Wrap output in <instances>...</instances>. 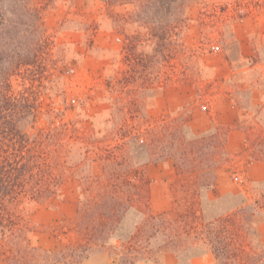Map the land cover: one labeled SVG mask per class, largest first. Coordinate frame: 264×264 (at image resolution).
<instances>
[{
	"label": "rangeland",
	"instance_id": "1",
	"mask_svg": "<svg viewBox=\"0 0 264 264\" xmlns=\"http://www.w3.org/2000/svg\"><path fill=\"white\" fill-rule=\"evenodd\" d=\"M0 20V82L6 77L12 95L28 90L37 129L60 132L65 125L66 135L59 137L68 151L65 164L82 162V172L68 171L52 200L24 206L35 246L53 248L75 217L80 177L90 174L89 168L99 172L96 154L121 142L124 113L114 108L107 87L114 77L125 84L121 87L130 81L137 89L134 96L145 119L182 113L195 134L214 125L242 132L234 128L242 120L246 127L255 126L243 108L249 82L264 65V0H128L111 5L105 0H1ZM117 93L121 109L128 98L121 89ZM21 112L19 106L17 127L23 129L28 125ZM126 117L129 124L138 122ZM128 151L134 160L145 158L136 145ZM227 152L217 171V188L203 201L206 218L241 202L253 206L264 196V182L234 178L241 176L247 160L243 147ZM171 166L155 162L146 167L154 214L171 204ZM138 216L128 215L123 236ZM254 223L264 242V210L255 214ZM199 252L178 258L170 251L157 263H169L174 255L177 264L193 258L213 264L212 257L208 262Z\"/></svg>",
	"mask_w": 264,
	"mask_h": 264
},
{
	"label": "trees",
	"instance_id": "2",
	"mask_svg": "<svg viewBox=\"0 0 264 264\" xmlns=\"http://www.w3.org/2000/svg\"><path fill=\"white\" fill-rule=\"evenodd\" d=\"M105 1L111 5L128 0ZM4 78L0 82V264H78L96 251H105L114 264L157 263L170 251L178 258L188 252L198 256L201 251L212 257L213 264H264V242L254 223L255 214L264 210V196L253 206L241 202L213 218L204 215V198L215 187L221 159L229 155L226 141L232 126L214 125L195 134L182 113L145 119L134 96L137 89L130 81L121 87L125 84L116 77L107 87L114 95V108L124 113L118 129L121 142L96 154L99 172L89 168L90 174L80 177L75 217L53 248L33 245L24 206L52 200L68 171L82 172V162L65 164L68 151L59 137L66 135V126L60 132L37 129V111L28 90L12 95ZM119 89L128 98L121 109H117L123 101ZM18 104L29 127H17ZM258 108L249 100L244 108L254 127H246V120L234 126L245 135L248 162H264V113ZM127 115L138 122L129 124ZM131 144L144 151L145 158L134 160L128 151ZM155 162H170L175 175L171 204L157 214L151 211L152 181L146 175L147 165ZM132 212L139 216L123 236L124 222Z\"/></svg>",
	"mask_w": 264,
	"mask_h": 264
},
{
	"label": "crops",
	"instance_id": "3",
	"mask_svg": "<svg viewBox=\"0 0 264 264\" xmlns=\"http://www.w3.org/2000/svg\"><path fill=\"white\" fill-rule=\"evenodd\" d=\"M249 102L255 108L259 107L264 113V65L258 70L257 79L249 82ZM233 104V103H232ZM231 103H228V109L232 110ZM237 114V111L234 110ZM244 114L246 110L243 108ZM248 114V113H246ZM231 118L229 121H232ZM206 129V128H205ZM244 134L240 131H232L228 133L226 141V150L239 152L243 147ZM172 167V166H171ZM174 173V171H173ZM242 178H245L251 182L263 183L264 182V162L263 161H246L244 169L241 173ZM219 182V176L217 175V180L215 188H217V183ZM152 185V184H151ZM225 190H221L220 193H225ZM234 208V207H233ZM204 258L209 259L211 256L206 254ZM203 258H193L190 260L189 264H203ZM78 264H114L108 254L105 251H98L91 254L86 260ZM149 264H177L175 256L173 255L170 262L164 263H149Z\"/></svg>",
	"mask_w": 264,
	"mask_h": 264
},
{
	"label": "built area",
	"instance_id": "4",
	"mask_svg": "<svg viewBox=\"0 0 264 264\" xmlns=\"http://www.w3.org/2000/svg\"><path fill=\"white\" fill-rule=\"evenodd\" d=\"M235 180L236 181H239V182H242L243 181V178H242V176H239V175H235Z\"/></svg>",
	"mask_w": 264,
	"mask_h": 264
}]
</instances>
